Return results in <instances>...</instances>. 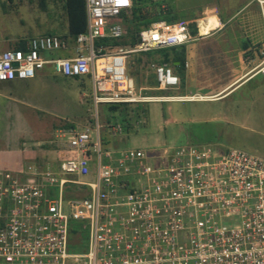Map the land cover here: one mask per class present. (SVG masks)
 Segmentation results:
<instances>
[{
	"label": "built area",
	"instance_id": "obj_1",
	"mask_svg": "<svg viewBox=\"0 0 264 264\" xmlns=\"http://www.w3.org/2000/svg\"><path fill=\"white\" fill-rule=\"evenodd\" d=\"M132 5L85 0L86 29L73 44L43 35L0 52V82L33 79L45 66L62 77H87L96 113L92 127L70 130L60 173L34 163L22 173L0 170V264H264V157L237 148L102 144L98 106L161 99L136 89L128 57L194 39L190 22L161 20L142 28L133 46H96L126 35L121 16ZM202 20L193 23L199 38L211 31L206 21L201 32ZM59 51L70 54L44 57ZM149 67L159 90L179 84L167 63ZM250 72L264 78V58ZM68 184L87 192L65 198ZM73 229L84 234L83 252L70 251Z\"/></svg>",
	"mask_w": 264,
	"mask_h": 264
},
{
	"label": "rangeland",
	"instance_id": "obj_2",
	"mask_svg": "<svg viewBox=\"0 0 264 264\" xmlns=\"http://www.w3.org/2000/svg\"><path fill=\"white\" fill-rule=\"evenodd\" d=\"M14 6L6 4L0 8V52L16 49L15 42L24 37L44 35L46 32L60 34L65 25L66 14L64 0H17ZM207 0H135L142 5L143 14H160L164 19L175 22H190V32L195 34V18L201 17L200 12ZM32 6L31 14L24 6ZM156 9V12L154 11ZM29 17H34L30 22ZM48 17L52 23H43ZM22 21L24 23H22ZM27 23V24H26ZM151 24V23H150ZM126 29V25L123 24ZM106 42V43H105ZM205 42V41H204ZM202 42V43H204ZM99 43V44H97ZM107 40L96 41V46H108ZM163 49L148 54L151 58L178 61L183 57L182 50ZM116 50V49H113ZM204 57V50H200ZM139 55V54H138ZM44 57L53 59L66 57V51L46 52ZM137 55L127 59L128 72L135 80L136 89L144 85L141 76L146 72L152 60H141L137 63ZM155 61V60H154ZM172 69V67H171ZM234 68L229 66H208L206 71L207 87H216L227 80ZM173 70V69H172ZM174 73V72H173ZM176 75V74H175ZM143 81V82H142ZM145 86V85H144ZM151 87H158L151 82ZM193 83L187 88H170L154 92L153 95L193 94ZM202 87V85H201ZM192 89V90H191ZM203 91L202 88H198ZM0 94L15 98L19 97L20 115L15 119L0 121V148L10 151V161H1L0 170L22 173L31 162H18L19 148L36 153L37 159L46 157L44 167L54 173H60V154L65 149L69 132L74 128L93 126L96 113L90 98L91 86L87 77L66 78L55 75L50 66L37 72L35 78L13 83L0 82ZM149 96V94H144ZM151 97V96H150ZM156 97V96H152ZM224 101L218 102H170V103H137L122 105L118 109L108 105L98 106L97 119L101 126L102 144L111 150L144 149L152 150L163 147L188 145L193 147L208 146L218 151L237 148L248 153L264 157V78L255 77L246 80L229 92ZM209 110L217 112L230 111L231 121L238 126L223 123L180 124L179 119L187 118L194 112ZM22 115V116H21ZM1 118V117H0ZM2 119V118H1ZM170 119L168 122L165 121ZM22 133L20 139L15 137ZM19 136V135H18ZM25 143L14 146V140ZM45 151H49L45 153ZM45 157V158H46ZM34 163V162H33ZM71 179L70 176H64ZM85 188L68 184L64 187L65 198H81L86 194ZM71 238V237H70ZM85 248V244H84ZM83 248V249H84Z\"/></svg>",
	"mask_w": 264,
	"mask_h": 264
},
{
	"label": "crops",
	"instance_id": "obj_3",
	"mask_svg": "<svg viewBox=\"0 0 264 264\" xmlns=\"http://www.w3.org/2000/svg\"><path fill=\"white\" fill-rule=\"evenodd\" d=\"M16 2L21 3V1L17 0H0V5L3 4L5 6L8 4V7H13ZM15 7V6H14ZM0 8H3L0 6ZM15 8H23V7H15ZM27 9V12L31 14L32 6H24ZM64 11L65 7L63 5ZM201 17L195 18L198 20L199 18L206 17V21L211 24V31L204 37H198V32L196 28L195 34H191L192 41L182 44L180 46H175L170 49H174L176 47L177 50H182L184 55L178 61L176 58L171 61L167 60H159L154 59L148 56L149 53L137 54L140 58H137V63L139 59L143 60H152L155 63H167L170 67H172V72L176 74L179 78V84L173 88H182L185 89L187 86H191L194 83L195 90L193 94H181V95H153L152 93L160 92L156 87H151V82H157L155 74L153 70L147 66L146 72H142L141 76L143 81L145 82L141 85L140 88L144 89V94H149V96L160 97L161 99L155 100L149 103H170V102H218L224 101L227 99L225 96L235 89L239 84L246 80H253L255 77L260 75H254L251 69L261 60V55H264V7H261L257 0H207L205 5L202 7ZM65 25L62 28V32L60 34H55L51 32L43 33L44 35H55L62 38L67 39L72 44L74 43V36L69 33L68 30V17L65 11ZM29 21H35V18L29 17ZM52 23L55 20H49L48 17L44 18L43 23L48 24ZM203 21V20H202ZM203 21V22H206ZM185 22H191V20H186ZM22 23H24L22 21ZM172 23H177L172 21ZM27 24V23H26ZM195 25V24H193ZM196 26V25H195ZM201 26V25H200ZM202 27V26H201ZM190 30V24H189ZM203 32V27L201 29ZM201 34V33H199ZM43 36V35H39ZM37 37V36H35ZM34 37H24L15 42L16 49L18 46H24L28 40ZM205 41V42H204ZM204 42V43H202ZM167 49V48H166ZM169 49V48H168ZM14 50V49H12ZM200 50H204V57L200 53ZM160 51V50H159ZM70 52H66V56H68ZM155 60V61H154ZM229 66L232 69L230 75L227 80L217 85L216 87H207L206 80V71L203 70L204 67L208 66ZM6 82V83H13ZM202 85V87H201ZM198 88H202L203 91H199ZM192 90V89H191ZM164 97V98H162ZM19 97L13 98L10 96H5L0 94V121H6L7 117L9 120H14L15 115L20 112V105L18 102H22L18 99ZM131 105V104H130ZM22 116V115H21ZM6 118V119H5ZM167 119L165 121H169ZM180 124H184L185 122L193 123V124H207L212 125L214 123H223L228 126H238V122L231 121L230 111L225 110L211 112L209 110H202L199 112H194L187 118H180ZM19 135V136H18ZM15 137L20 139L22 133L18 134ZM18 141H13L14 146H18L21 144L22 146L25 143H21ZM182 146V145H177ZM49 151H45L48 153ZM11 152L6 150H2L0 148V162L8 161L14 157L8 156ZM19 156L18 162H31L40 167L45 166L47 164V159L49 158L43 157L37 159V163H35L36 153L28 151L25 148H19L17 152ZM1 169V168H0Z\"/></svg>",
	"mask_w": 264,
	"mask_h": 264
},
{
	"label": "trees",
	"instance_id": "obj_4",
	"mask_svg": "<svg viewBox=\"0 0 264 264\" xmlns=\"http://www.w3.org/2000/svg\"><path fill=\"white\" fill-rule=\"evenodd\" d=\"M64 7L68 17L69 33L76 36L84 32L86 29L85 0H64ZM154 11L156 12V9H154ZM121 18L123 24L126 25V35L118 40H108L110 42L109 46L111 47L133 46L137 42L139 31L154 21L165 20L172 23V20L164 19V16H160L158 12H156V14H151V16H145L143 14L142 5L137 4L135 0H133L131 9L123 13ZM23 47L24 46H18L17 48L20 49ZM262 58H264V55H261V59ZM111 107H113V110H116L120 105H112ZM84 244V234H78V232L73 229L70 238V251L73 253L83 252Z\"/></svg>",
	"mask_w": 264,
	"mask_h": 264
},
{
	"label": "bare ground",
	"instance_id": "obj_5",
	"mask_svg": "<svg viewBox=\"0 0 264 264\" xmlns=\"http://www.w3.org/2000/svg\"><path fill=\"white\" fill-rule=\"evenodd\" d=\"M200 25L203 27V32L207 31V23H206V22L201 21V22H200ZM201 26H200V27H201ZM202 27H201V29H202ZM201 29H200V30H201Z\"/></svg>",
	"mask_w": 264,
	"mask_h": 264
}]
</instances>
